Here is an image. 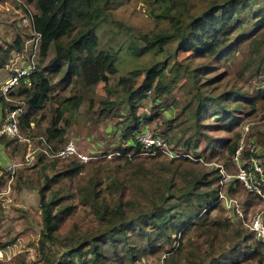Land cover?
<instances>
[{"label": "trees", "instance_id": "obj_1", "mask_svg": "<svg viewBox=\"0 0 264 264\" xmlns=\"http://www.w3.org/2000/svg\"><path fill=\"white\" fill-rule=\"evenodd\" d=\"M13 1L31 16L33 33L18 34L14 42L0 44V69H9L13 57L33 62L34 69L8 93L0 90V123L10 111L22 109L20 136L30 142L0 135V153L3 149L10 159L8 165L25 161L27 156H33V162L11 174L0 156V194L9 186L39 193L43 263L154 264L155 258L163 259L160 264L181 260L186 264H239L253 259L263 263L264 245L234 208L226 209L219 201L221 192L238 200L247 218L251 210L259 209V197L237 180L222 183L220 170L206 166L203 160L218 163L228 175L236 176L239 169L233 158L239 149L243 114L264 113V0H154L165 4L155 16L157 29L128 35L133 39L128 47L118 38L119 32L129 28L116 19L115 0ZM32 4L34 15L27 9ZM163 23L167 25L160 28ZM34 37H39L38 48L28 49L25 39ZM247 39L251 41L245 61L249 72L243 76L257 75L256 84L261 87L254 93L235 86L221 91L227 75L208 76L226 54L238 56L239 46ZM51 50L53 57L41 66ZM128 50L138 59L149 55L150 62L131 68L113 86L112 77L120 74L122 53ZM181 54H188L187 63L171 70V60L177 61ZM198 59L209 60L211 70L205 64L192 69ZM206 72L208 78L203 79ZM102 83L111 95L120 96L101 100L93 111L95 122L121 117V137L89 152L94 157L89 163L77 156L60 158L59 152L71 142L68 119L87 102L89 110H94V91ZM58 84L62 86L57 89ZM182 87L189 99L179 116L170 120L161 113L148 117L141 102L153 101L152 110L170 108L156 102ZM123 103L129 110L125 117L118 110ZM208 115L220 123L204 125L202 120ZM164 121L167 130L155 133L178 156L144 155L139 134ZM210 126H218L219 133L229 136H212L207 131ZM177 127L181 131L170 135ZM202 141L207 147L199 153ZM89 167L93 174L75 192L55 191L63 179L73 183ZM127 173L141 179L132 193L135 180ZM148 173L157 176L158 182L148 186ZM10 244L0 242V248ZM49 245L57 246L56 250L46 252ZM149 256L154 259L148 260Z\"/></svg>", "mask_w": 264, "mask_h": 264}, {"label": "rangeland", "instance_id": "obj_2", "mask_svg": "<svg viewBox=\"0 0 264 264\" xmlns=\"http://www.w3.org/2000/svg\"><path fill=\"white\" fill-rule=\"evenodd\" d=\"M116 1V10H115V17L116 19L122 21L126 24L129 28L126 31H121L118 34V38L121 40H125L126 46L128 47L133 40L128 35H134L139 33H149L152 30L157 29L156 25V18L155 16L158 13H161L165 4L163 2L155 3L154 0H115ZM193 1V0H189ZM199 1V0H196ZM207 1V0H206ZM205 3V2H204ZM204 3H202L203 6ZM19 5L23 6L22 3ZM31 15H34L36 12L35 6L32 4L30 7H27ZM201 9V8H200ZM198 9V10H200ZM27 19L28 22H24ZM31 17L27 15L22 7H19L16 2L13 0H0V44L5 43L6 41L14 42L16 36L19 35H32V27H31ZM167 23L160 24L159 27L166 26ZM115 30L118 29V25H114ZM131 29V30H130ZM236 36V35H235ZM25 39V38H24ZM27 43H29L28 39H25ZM250 40H245L239 46L240 49L237 52L238 56L233 57L232 55L226 54L222 59H220V63L217 64L211 71V75L208 77H213L217 73H224L227 75L228 81L225 82L223 85H220L221 91L226 87L231 89L232 87H239L243 89H248L250 93L258 92V89L261 87L257 86L256 82L258 80L257 75L251 76L250 74H246L243 76L244 73H248L249 70L245 68L246 60L250 56ZM25 45H27L25 43ZM29 49V46L27 45ZM54 55V51L51 50L49 56L46 59L41 60V66L45 65ZM36 61H38L39 55H36ZM20 62L19 66L26 67L28 64L22 57H19ZM151 57L148 55L143 59H138L134 57L130 50L122 53V63L119 64V73L112 77V84L113 86L118 84L120 76H127L129 75V70L135 66H139L142 64H146L150 62ZM188 54H181L176 61L171 60L170 68L171 70L176 69L177 65H184L187 63ZM14 63H17V59L13 57L11 66L9 69H0V90L2 87L5 86L7 81L14 75ZM206 66L211 64L209 60H196L194 65L191 68L195 69L197 65ZM208 70V71H210ZM170 73V72H169ZM208 74L206 72L204 74L203 79H207L205 77ZM105 84H100L95 88V101H94V110L90 108L89 102H85V105H82L77 111H73L74 115L68 119L66 128L70 134V141H74L76 144L77 149L85 153L86 155L89 152H94L97 149H102L106 145H110L113 139H118L121 137V126L118 124L121 117L113 118L107 120L103 123H96L95 118L93 115V111L97 110L100 106V102L102 99L108 97L112 100H116L119 98V93L110 94L109 90L105 88ZM62 85L58 84L57 89L60 88ZM219 86V84H217ZM110 90H113L111 86L109 87ZM187 94L184 92L183 87L177 88L171 96H165L164 99L158 100L156 103L159 104L161 102H165L167 106L170 108H160L152 110L154 107L153 101L145 100L141 102V104H145L147 114L149 118H152L157 113H161L164 119L170 120L176 118V116L180 115V112L187 104L188 99ZM140 105V103L138 104ZM89 107V108H88ZM119 112L122 113V117H125L129 110L126 107V103H123L119 106ZM262 111L258 113H254L250 116H246L243 114L244 118L242 121V125L238 128L239 133L241 134V140L239 147H242L241 154L237 156L235 154L233 160L236 163V166L240 170V166L244 167L245 164H249L251 155H255L257 157L264 156V113ZM216 118L213 115H208L203 118L202 123L204 125H215L219 124ZM165 120V121H166ZM181 117L175 119L177 125H179ZM159 122V126L156 124H151L149 126L150 129L153 131H157L159 133H164L167 130V122ZM218 127V126H217ZM216 126H210L207 131L212 136L215 137H225L228 133H219ZM181 131V127H177L171 133H177ZM229 136V135H228ZM117 141V140H116ZM114 141V142H116ZM112 146L114 144H111ZM207 147L206 141H202L199 153H202ZM183 149V148H181ZM245 153H249L250 156L245 155ZM1 161L4 168L7 169L10 159L1 149ZM240 158V163L236 161V159ZM264 160V157L261 158ZM164 161H167L164 159ZM203 164L206 166L211 165V167L217 168L220 170V175L222 177V183L224 175L227 174L224 167L220 166L218 163H207L203 160ZM1 163V162H0ZM147 166H150L151 163L147 162ZM240 164V165H239ZM224 173H223V172ZM94 170L91 167L87 168L80 172L75 181L72 183L67 179H63L61 183L56 184L54 186L55 191L60 190L64 191L65 194L75 192L86 180L87 177L93 174ZM239 173V172H238ZM237 173V175H238ZM128 177L130 179L135 180V184L132 183L131 186V193L134 191L141 183V179L136 176H130L129 173ZM103 175V174H101ZM236 178V177H235ZM234 179V178H232ZM231 179V180H232ZM147 185L151 186L158 182L157 176L153 177L152 173H148L146 175ZM162 182V181H161ZM229 184V183H228ZM151 189V187H147ZM222 193V192H221ZM224 193V192H223ZM74 201H76L74 199ZM256 209V208H254ZM42 215V208L40 204V195L34 189H24L21 191H17L16 189H12V186L7 187L3 192L0 194V242H12L7 248H5V259L3 261H13L14 264H45L44 261L41 260V254L39 251L40 246V239H41V228L39 225V220ZM50 249L47 247L45 250L46 252L56 250V247L49 245ZM152 256L148 257V260H153ZM162 258L157 259L155 258L154 264L162 263ZM264 264V262H260L258 260H241L239 264ZM179 264H186L183 260L180 261Z\"/></svg>", "mask_w": 264, "mask_h": 264}, {"label": "built area", "instance_id": "obj_3", "mask_svg": "<svg viewBox=\"0 0 264 264\" xmlns=\"http://www.w3.org/2000/svg\"><path fill=\"white\" fill-rule=\"evenodd\" d=\"M24 22L27 23L28 20L25 19ZM38 41L39 37H34L33 39L29 40V43L26 42V44L29 47L35 46L37 49ZM16 59L17 63H14L13 65L14 75L7 81L5 86L2 87V91L4 93H8L11 89L15 88L18 85L19 80L24 76L31 75L34 69L33 62L27 63L28 65L26 67H22L19 66V57H17ZM21 114L22 109H14L10 111L5 120L0 123V135H8L11 137L18 136L21 141L30 142L29 139L20 136L19 117ZM138 141L142 146L144 155L155 156L159 152H163L166 158H175L176 156H178L177 153L173 152L168 147L166 141L150 128H145L141 131L138 136ZM242 147H239V149L237 150V156L241 154ZM58 156L62 159L70 156H77L78 159L83 163H89L94 159L92 155H86L85 153L80 152L73 141L69 142L66 147L59 152ZM108 157L110 158L113 156L109 155ZM236 161L240 163V158L236 159ZM32 162L33 156H27L25 161L8 165L7 171L11 174H14L17 169L29 165ZM231 179L239 181L248 189L250 193H253L254 195H257L259 197V200L257 202V207H259V209L251 210L246 218V216L243 215L238 200L229 199L227 195L222 192L220 193L219 201L226 207V209L234 208L237 213L241 215L244 224L250 231L254 233L256 239L264 245V161L261 158L252 155L247 168L240 166L239 173L236 176L225 174L223 182L230 183L232 181ZM5 255V250L0 248V261L5 259Z\"/></svg>", "mask_w": 264, "mask_h": 264}]
</instances>
